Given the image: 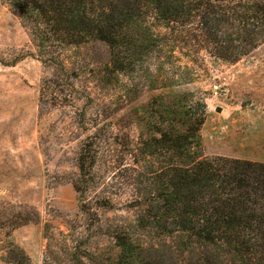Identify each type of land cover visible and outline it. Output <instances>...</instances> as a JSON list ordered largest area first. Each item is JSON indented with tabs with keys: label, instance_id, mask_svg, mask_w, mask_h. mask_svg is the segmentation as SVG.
I'll use <instances>...</instances> for the list:
<instances>
[{
	"label": "rangeland",
	"instance_id": "rangeland-1",
	"mask_svg": "<svg viewBox=\"0 0 264 264\" xmlns=\"http://www.w3.org/2000/svg\"><path fill=\"white\" fill-rule=\"evenodd\" d=\"M183 53L120 75L105 46L88 44L62 51L61 68L38 57L0 2V264L22 255L24 264H114L117 236L142 246L144 263L189 264L180 235L137 227L150 187L142 121L157 115L145 110L159 97H181L204 117V158L264 164V43L234 64ZM81 155L92 164L84 184ZM199 252L204 260L211 250Z\"/></svg>",
	"mask_w": 264,
	"mask_h": 264
},
{
	"label": "trees",
	"instance_id": "trees-1",
	"mask_svg": "<svg viewBox=\"0 0 264 264\" xmlns=\"http://www.w3.org/2000/svg\"><path fill=\"white\" fill-rule=\"evenodd\" d=\"M0 2L17 14L38 57L61 68L62 51L88 44L105 46L107 66L127 75L146 62L171 64L177 51L234 64L264 43V0ZM155 101L145 111L156 110V117L142 121L148 137L140 153L150 187L137 206L138 229L180 235L189 264H264V164L204 158V117L191 115L181 97ZM87 160L81 155L78 161L83 184L92 176ZM115 241L114 264H163L144 263L142 246L125 237ZM205 248L211 252L203 260ZM14 262L24 264L23 255Z\"/></svg>",
	"mask_w": 264,
	"mask_h": 264
}]
</instances>
